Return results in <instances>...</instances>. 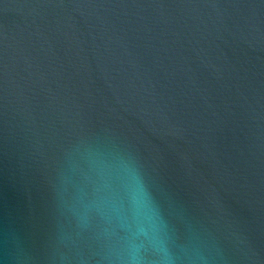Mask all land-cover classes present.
Masks as SVG:
<instances>
[{"label":"water","instance_id":"1","mask_svg":"<svg viewBox=\"0 0 264 264\" xmlns=\"http://www.w3.org/2000/svg\"><path fill=\"white\" fill-rule=\"evenodd\" d=\"M0 264H264V0H0Z\"/></svg>","mask_w":264,"mask_h":264}]
</instances>
